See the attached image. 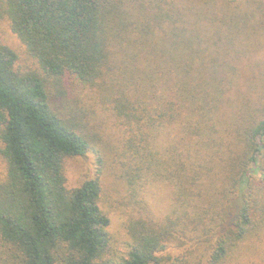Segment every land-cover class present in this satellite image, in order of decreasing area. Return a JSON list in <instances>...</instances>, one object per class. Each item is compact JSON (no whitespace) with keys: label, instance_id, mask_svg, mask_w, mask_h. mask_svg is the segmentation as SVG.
Returning a JSON list of instances; mask_svg holds the SVG:
<instances>
[{"label":"trees","instance_id":"obj_1","mask_svg":"<svg viewBox=\"0 0 264 264\" xmlns=\"http://www.w3.org/2000/svg\"><path fill=\"white\" fill-rule=\"evenodd\" d=\"M0 17L38 66L0 39V264H264V0H0ZM70 83L121 129L129 195L169 187L160 215L137 199L121 256L101 179L67 184L97 135Z\"/></svg>","mask_w":264,"mask_h":264},{"label":"rangeland","instance_id":"obj_2","mask_svg":"<svg viewBox=\"0 0 264 264\" xmlns=\"http://www.w3.org/2000/svg\"><path fill=\"white\" fill-rule=\"evenodd\" d=\"M0 39L19 53V65L23 69H38L32 58H29L23 49L22 44L12 32L9 22L0 17ZM69 83V82H68ZM68 99L74 111H78L90 133H96L91 150L83 156L69 157L65 161L67 184L68 186L78 185L82 180L90 177L101 179L102 207L111 218L108 227L112 237L111 255L121 256L127 251L128 235L125 223L132 217L139 216L137 199H143L149 209L155 214L160 215L167 211L169 204V187L165 184H157L146 191H141L136 197H131L125 186V181L118 174L116 164L120 161L119 156H115L114 150L123 138L121 129L117 127L116 121L111 113L104 112L102 104L92 98L88 90L78 84L70 83ZM92 105V106H91ZM95 107V111H94ZM2 142L0 141V147ZM98 156L104 159V164L99 165ZM101 171V173H99ZM6 161L0 153V181L5 178ZM131 197V198H130ZM136 199V200H134ZM182 248L175 249L172 254L174 258L179 257ZM201 252V250H199ZM189 264H200L199 259L189 255Z\"/></svg>","mask_w":264,"mask_h":264}]
</instances>
